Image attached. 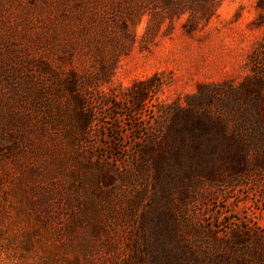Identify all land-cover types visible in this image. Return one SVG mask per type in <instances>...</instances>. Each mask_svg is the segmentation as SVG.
<instances>
[{"label":"rangeland","instance_id":"obj_1","mask_svg":"<svg viewBox=\"0 0 264 264\" xmlns=\"http://www.w3.org/2000/svg\"><path fill=\"white\" fill-rule=\"evenodd\" d=\"M161 1L0 0V264H264V153L236 170L210 153L202 175L171 157L185 134L153 145L171 157L158 180L144 152L166 104L251 73L264 0H221L190 34ZM227 103L199 114L245 135Z\"/></svg>","mask_w":264,"mask_h":264},{"label":"trees","instance_id":"obj_2","mask_svg":"<svg viewBox=\"0 0 264 264\" xmlns=\"http://www.w3.org/2000/svg\"><path fill=\"white\" fill-rule=\"evenodd\" d=\"M221 0H162L166 5L167 11L171 18V26L173 20L189 13L190 17L183 24L187 33H193L201 27L196 20L197 14L205 17L207 24L216 14L217 8ZM204 25V24H203ZM170 27L166 32H171ZM161 30V22L153 21L146 32V42L154 40ZM248 65L251 73L247 75L241 82L236 84L232 80L224 81L216 84H202L196 93L190 95L186 99V103L182 101L175 104H166L161 111L164 125L159 131L160 135L149 141V147L144 151L146 157H151L149 163L155 169V175L158 180L163 178L165 172H170V158H176L181 164L185 157L199 159L200 174L210 175L214 173L213 167L207 168L205 165L211 161L210 153L217 154L227 160L232 161L234 170L250 161H258L259 157L264 153V41L260 42L249 56ZM152 86L153 83H152ZM152 89L150 81H142L137 83L129 94V98L133 105L139 110L142 108L147 95ZM215 99H221L228 105L241 113L246 133L243 136L228 131V125L219 118L205 116L199 114L200 111H207ZM173 121L174 132L171 141L170 136L166 135L164 129L168 127V123ZM216 131V135H211ZM210 133V137L209 136ZM185 134L192 136L191 150L183 151L182 146L174 145L173 149L168 152L158 150L154 146H160L163 143L170 145L171 143H181L187 141ZM208 135L206 138L205 136ZM209 139V140H208ZM154 145V146H153ZM169 155V156H168ZM146 158V161L148 159ZM164 173V174H163ZM192 169L190 165L184 170L186 176H190ZM196 176V175H195ZM194 178H197L195 177Z\"/></svg>","mask_w":264,"mask_h":264}]
</instances>
